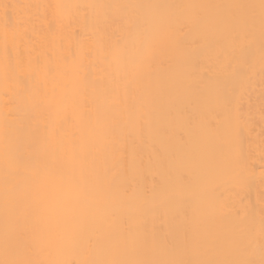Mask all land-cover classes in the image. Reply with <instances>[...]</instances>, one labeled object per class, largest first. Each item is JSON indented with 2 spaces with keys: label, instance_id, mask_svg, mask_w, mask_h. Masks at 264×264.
I'll return each mask as SVG.
<instances>
[{
  "label": "bare ground",
  "instance_id": "6f19581e",
  "mask_svg": "<svg viewBox=\"0 0 264 264\" xmlns=\"http://www.w3.org/2000/svg\"><path fill=\"white\" fill-rule=\"evenodd\" d=\"M254 2L258 0H0V65L15 69L6 85H0V165L2 132L9 124L18 129L16 146L21 151L39 149L59 160V171L29 176L38 186L42 220L48 227L66 229L73 218L99 223L98 209L105 201L111 203L112 193L102 184H86L85 168L100 176L107 168L115 188L130 184L149 193L143 226L170 255L188 258L180 255L178 236L185 218L199 208L202 238L208 244V254L199 258H250L236 237L249 228L258 232L264 218V41L258 26L252 37L243 23H221L215 10L166 6ZM125 4L161 6L127 9L130 15L174 17L195 11L208 18L199 25L177 24L171 33L175 55L156 61L150 77L127 94L125 74L131 79L138 70L139 53L129 48L109 68L97 59L96 46L101 38L106 44L119 39L122 10L77 7ZM53 53L75 57L79 75H58L55 81L46 76L35 61ZM225 65L230 66L228 72ZM178 69L182 80L177 93ZM218 121L228 122L230 136L225 143L210 136L209 154L223 153L233 163L215 171L209 164V178L201 179L184 158L200 149L198 126ZM105 144L109 152L95 163L86 162V153ZM4 231L0 214V245ZM68 251L43 250L36 258L62 259ZM76 251L85 259L98 255L86 247ZM138 258L149 257L141 253ZM251 258L261 259L259 249Z\"/></svg>",
  "mask_w": 264,
  "mask_h": 264
},
{
  "label": "snow or ice",
  "instance_id": "6c2138e0",
  "mask_svg": "<svg viewBox=\"0 0 264 264\" xmlns=\"http://www.w3.org/2000/svg\"><path fill=\"white\" fill-rule=\"evenodd\" d=\"M77 7L118 8L122 10L120 32L121 36L114 43L106 44L101 38L96 41L97 59L111 68L113 62L122 57L131 48L139 53L138 70L128 79L125 74V92L138 86L150 77L152 65L166 55L174 56L175 49L171 33L177 24L182 26L199 25L208 18L193 11L191 15L183 12L177 16L164 15H130L127 9H155L160 5H84ZM177 9H211L217 13L216 19L227 26L241 23L254 37L257 26L261 40L264 41V0L247 4H187L173 5ZM234 10L243 11V16L234 14ZM7 39L4 47L7 49ZM261 72L264 74V43L261 45ZM43 60V63H41ZM35 63L42 67L45 75L55 81L58 75L71 73L78 76L80 65L75 57L48 56L37 57ZM177 64L179 59L177 58ZM229 65L223 70L228 72ZM15 69L8 63L0 65L2 80L0 85H6L9 73ZM233 78H238L235 71L230 72ZM182 73L179 69L175 75V91H180ZM18 83V82H17ZM82 101L86 99L82 92H77ZM211 102L219 103L212 99ZM25 107L28 102L25 101ZM200 149L184 158V162L192 169L194 176L201 179L209 178L211 170L226 169L232 166V161L223 153L210 155L208 139L214 136L220 143H225L230 136L227 121H218L215 126L200 124ZM4 138L3 163L0 165V214L3 215L5 231L0 245V264H264V218L261 219L258 232L249 228L241 231L236 242L250 257L241 260H219L199 258L208 254V244L202 238L203 219L199 208H194L191 215L185 218L184 227L178 236L180 255L188 258H175L167 252L166 247L158 245L155 239L149 238L142 223V213L148 201L149 193L141 191L134 185L125 184L114 187V181L108 176L107 168L103 176L93 169L90 173L85 168L84 182L86 184H102L104 189L112 193V201L103 202L98 209L101 221L95 223L94 218H73L70 230L48 227L42 220L38 202V186L29 176H36L49 171H59V160L47 158L39 149L28 148L21 151L16 142L19 138L18 129L11 124L5 126L2 132ZM76 145L73 143V148ZM108 144L102 145L95 152L85 154L86 162L95 163L100 154L109 152ZM90 223L94 226L89 227ZM62 244L68 249V254L62 259L44 260L36 257L47 247ZM86 247L96 250V258H82L77 249ZM257 249L261 259L254 257ZM143 253L149 258H138Z\"/></svg>",
  "mask_w": 264,
  "mask_h": 264
},
{
  "label": "clouds",
  "instance_id": "9594fccd",
  "mask_svg": "<svg viewBox=\"0 0 264 264\" xmlns=\"http://www.w3.org/2000/svg\"><path fill=\"white\" fill-rule=\"evenodd\" d=\"M70 227H71V225L69 224V226L66 228V230H70ZM62 248H63L62 244H57V245H55L53 247H47L46 246L43 250H48V251L55 252V251L61 250Z\"/></svg>",
  "mask_w": 264,
  "mask_h": 264
}]
</instances>
